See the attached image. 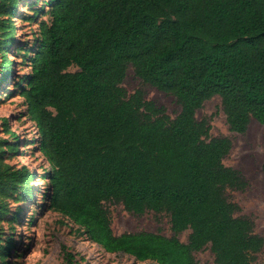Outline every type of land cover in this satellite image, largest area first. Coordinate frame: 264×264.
Returning a JSON list of instances; mask_svg holds the SVG:
<instances>
[{"label": "trees", "instance_id": "trees-1", "mask_svg": "<svg viewBox=\"0 0 264 264\" xmlns=\"http://www.w3.org/2000/svg\"><path fill=\"white\" fill-rule=\"evenodd\" d=\"M21 2L0 0L5 52L16 38L11 18ZM47 7L20 95L51 166L50 208L109 253L198 264L194 253L210 245L216 264H260L264 237L226 194L248 186L224 163L232 141L212 138L210 121L196 114L219 95L232 131L246 132L252 119L264 124V0H49ZM129 64L145 82L177 97V116L146 100L141 89L127 93L121 84ZM13 67L4 55L0 87ZM5 144L19 149V142ZM5 153L0 140V221L10 198L33 196L36 176L13 168ZM107 201L135 214L167 212L173 235H116ZM189 229L183 242L179 235ZM13 247V237L4 242L0 232V258ZM64 256L65 264H79L66 248Z\"/></svg>", "mask_w": 264, "mask_h": 264}, {"label": "rangeland", "instance_id": "rangeland-1", "mask_svg": "<svg viewBox=\"0 0 264 264\" xmlns=\"http://www.w3.org/2000/svg\"><path fill=\"white\" fill-rule=\"evenodd\" d=\"M48 1L22 0L11 18L16 36L14 44L6 52L0 48V65L4 55L15 61L13 73L0 87V140L6 150L4 158L15 169L26 167L36 173L31 180L33 196L26 200L15 199L16 196L8 200V210L0 221V232L4 242L13 237L14 247L9 257L0 258V264H65V248L75 254L79 264H158L152 260L140 261L124 252H107L73 220L50 208L48 176L51 166L39 149L38 128L30 120L25 99L20 95V81L30 71V49L39 31V22L49 18L41 11L43 7L45 10L49 8ZM38 10L41 13L34 18ZM70 70L79 68L72 66ZM121 85L129 95L143 90L146 100L163 106L172 117L181 111L175 95L145 82L132 64L128 65ZM196 116L198 120L207 118L210 121L212 138L228 137L232 141V149L224 163L239 170L248 186L244 190L229 188L226 194L230 201L240 206L237 215L251 218L255 223V233L264 237V124L252 119L246 132L232 131L219 95L205 101ZM7 125L11 131L5 129ZM5 142H19L18 151L8 150ZM105 206L110 212L116 235L141 231L173 235L171 217L167 212L147 210L143 214H135L127 211L122 203L113 201L105 202ZM14 215L18 216L15 221ZM190 233V229L186 230L179 237L188 242ZM194 255L198 264H216L210 245ZM256 256L257 262L264 264V247Z\"/></svg>", "mask_w": 264, "mask_h": 264}, {"label": "water", "instance_id": "water-1", "mask_svg": "<svg viewBox=\"0 0 264 264\" xmlns=\"http://www.w3.org/2000/svg\"><path fill=\"white\" fill-rule=\"evenodd\" d=\"M256 120V119H255ZM259 122V121H258Z\"/></svg>", "mask_w": 264, "mask_h": 264}]
</instances>
